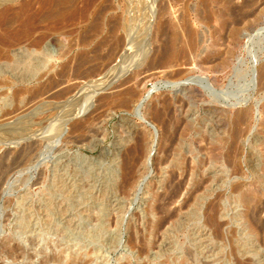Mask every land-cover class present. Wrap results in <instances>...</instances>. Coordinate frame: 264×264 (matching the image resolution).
Returning <instances> with one entry per match:
<instances>
[{
	"label": "rangeland",
	"instance_id": "rangeland-1",
	"mask_svg": "<svg viewBox=\"0 0 264 264\" xmlns=\"http://www.w3.org/2000/svg\"><path fill=\"white\" fill-rule=\"evenodd\" d=\"M99 1L112 9L102 18L27 22L0 3V264L264 263V0H167L177 12L166 17L162 0L140 11L138 0ZM122 6L150 19L148 32L134 22V42ZM28 25L29 36L13 34ZM125 90L138 94L129 106L117 101ZM240 110L253 118L235 162L218 129ZM143 134L156 140L153 164L126 190L135 160L146 161ZM218 206L222 227H206Z\"/></svg>",
	"mask_w": 264,
	"mask_h": 264
},
{
	"label": "bare ground",
	"instance_id": "bare-ground-1",
	"mask_svg": "<svg viewBox=\"0 0 264 264\" xmlns=\"http://www.w3.org/2000/svg\"><path fill=\"white\" fill-rule=\"evenodd\" d=\"M106 0H104L105 2ZM109 1V0H108ZM115 1V0H114ZM129 1V0H128ZM127 1V2H128ZM157 0H138V2L136 3L137 4V8L139 10V7L140 5L142 4H148L149 5H152V6H155V2ZM167 0H162V6H161V9L159 11L160 13V16L161 17H166V16H169V15H173L174 13H176L177 11L175 10L172 11L170 10V6L168 7L167 3H166ZM179 0H169V4L172 3V4H176ZM125 2V0H124ZM123 2V3H124ZM0 3L2 5H7L5 9H3V12H5L6 10L8 11L9 9H13L12 8V3H15L16 4V7L15 9H17V11H15V14L10 16L8 15L6 18H25V22H27L29 20V18H67L70 14H72V10L75 12H80L82 14V17L84 15L85 16H96L97 18H102L106 13L105 11L107 9H109L110 7H108L107 3L103 6V4L100 6L101 2L99 0H0ZM131 3H132V0H131ZM164 3V4H163ZM128 4V3H126ZM133 5V4H132ZM121 6V5H120ZM119 6V7H120ZM131 6V5H130ZM173 5H171V8H172ZM112 7V6H111ZM123 7V6H122ZM125 7V6H124ZM123 7V15L126 17L124 23L125 25L123 26V29L125 31V34H126V38L127 39H130L128 42L132 41L134 42L135 38L132 37V34L131 35V31H134V30H131L132 28V25H135L134 22L138 21L139 22V27H141V30H144L145 28L149 27V18H134L131 17V18H127L129 16H131V12H130V8L129 6L127 8L128 9H125ZM143 7V6H142ZM174 7V6H173ZM132 8V7H131ZM145 8V6H144ZM143 8V9H144ZM134 9V8H133ZM136 9V8H135ZM154 9V8H153ZM9 10V11H10ZM109 10H112V9H109ZM141 10V9H140ZM139 10V11H140ZM2 12V13H3ZM71 12V13H70ZM105 13V14H104ZM5 14V13H4ZM75 13H73L74 15ZM77 14V13H76ZM133 14L135 15V12H133ZM149 14L151 16L155 15L154 14V11H150L146 13V15L149 16ZM140 15V13H139ZM143 15V14H142ZM72 16V15H71ZM79 15H77L78 17ZM123 16V17H124ZM176 16V15H175ZM4 17V16H3ZM73 17V16H72ZM72 17L69 16V18L71 19ZM90 17V16H89ZM105 17V16H104ZM150 17V16H149ZM5 18V17H4ZM155 19V18H154ZM62 21H64L63 19H61ZM153 20V18H152ZM67 21V20H66ZM73 21H74V17H73ZM23 22V20H22ZM151 22V21H150ZM153 22V21H152ZM24 23V22H23ZM100 24H95L93 25L94 27L93 28H100L99 26ZM28 26H26L24 29H18V30H12L13 34L14 32L16 31L17 34L21 35L22 37H27L30 35V32L31 30L28 28ZM32 29V28H31ZM114 29V28H113ZM139 29V28H137ZM148 29V28H147ZM150 29V28H149ZM187 29V28H186ZM165 30V29H164ZM113 31V30H112ZM147 30L145 29V32ZM158 33L159 32H162V28H158ZM6 32L8 33H11V28L8 24H6ZM114 32V31H113ZM148 32V31H147ZM188 32V36L191 37V43H192V46L191 47H197L198 44L200 43V36L199 34L193 30V29H187ZM112 33V32H111ZM72 34V32H71ZM140 35V34H139ZM159 35H161L159 33ZM72 36V35H71ZM124 36V35H123ZM7 37V36H6ZM117 37V36H116ZM125 37V36H124ZM172 40L174 43L178 44L177 42L180 41L181 39V33H180V30L179 28H177L176 26H173V31H172ZM83 38V37H82ZM82 40V41H80ZM80 43L82 46H85L87 43H88V40L87 38H84V39H81L80 38ZM115 40V39H114ZM123 40V38L120 36L117 38V44H116V40H115V44L116 45H120L119 43H121V41ZM17 42V41H16ZM130 43V44H133V43ZM114 43V42H113ZM112 43V45H113ZM77 43V45H79ZM114 44V45H115ZM128 44V43H126ZM129 44V45H130ZM148 44V43H147ZM151 45V44H150ZM73 46V45H72ZM71 46V47H72ZM80 46V45H79ZM7 47V46H6ZM114 48H116V46H114ZM167 52V51H166ZM178 55V52H174L173 56H177ZM89 61V60H88ZM256 64V63H255ZM261 70V74L257 73V72H253V76L251 77V79H249L248 83L252 85V87H258V76L260 75L259 79H261V83H262V87L264 86V65L263 67L260 69ZM96 69L95 68H92V69H89V70H85L83 71L82 73H79L77 75V77H83V76H92L96 73ZM259 74V75H258ZM247 83V84H248ZM249 86V85H248ZM250 87V86H249ZM248 87V88H249ZM256 89V88H255ZM137 93L134 91V90H125L122 92V94L120 96L117 97V101L120 102L119 104L121 105H124V106H129L131 105V102L133 100L136 99L137 97ZM119 98V99H118ZM146 100V98L144 99V101ZM223 103V102H222ZM118 104V105H119ZM142 104V103H141ZM172 104V103H171ZM225 105V104H224ZM139 106V105H138ZM169 106V105H168ZM228 107V106H227ZM167 108V107H166ZM141 109V107L139 106L138 110ZM168 109V108H167ZM226 111V110H225ZM233 112V111H232ZM252 118L253 116L250 114V112L248 110L246 111H237L234 113L233 117H231L230 121L228 119V121H224L222 122V125H220L221 127L218 129L219 130V134H220V142H219V145L224 149L225 151V154H224V157L226 156L228 159H230L231 161L234 160L235 162L238 161V154L237 152H239L238 150L236 149L237 146H239V144L243 143V139L246 135V133L248 132L249 130V123L252 121ZM69 119L66 118L64 120V124L63 126H55L56 130L58 129L57 131V134H58V137H60L61 133L65 130V126H66V123ZM229 123V124H228ZM78 129H85V128H82V126L80 125L78 127ZM213 131V130H212ZM208 132V135L214 139V133L213 132ZM2 133V131H1ZM0 133V134H1ZM134 133V132H133ZM134 135V134H133ZM132 133H130L129 137H128V140H126V145L129 144V142H131L135 135L133 136ZM62 136V135H61ZM138 138V137H137ZM136 138V139H137ZM137 147L142 150V153L144 152V158L146 161L140 163V165H138L139 163L135 160V163L133 164V166L131 167V170L130 172L128 173L127 175V178H126V181L124 182V188H126V190H131L134 186L136 187V178L135 176L137 175V172L141 169V167L144 165H149L151 166L153 163H152V159H153V152L155 150V146H156V140L152 141V142H148L147 141V138L145 137V135H141V137L138 138L137 140ZM124 148V147H123ZM236 150V151H235ZM119 154L116 156V160H118V164L121 163V160H120V154H121V150H119ZM140 152V151H139ZM141 153V154H142ZM130 154V153H129ZM122 157V156H121ZM240 157V155H239ZM136 159V158H135ZM138 159V158H137ZM139 160V159H138ZM145 163V164H143ZM149 169V167H148ZM120 171V170H119ZM120 173V172H119ZM136 174V175H135ZM147 179V178H146ZM147 182V181H146ZM143 183V182H142ZM141 185V182L140 184ZM138 185V186H139ZM179 189H180V185L179 186H176V188L174 189L173 193L171 194V197L170 199H173L179 192ZM106 194V193H105ZM168 200V199H167ZM264 202V201H263ZM264 206V204H263ZM163 207V206H162ZM182 208V207H181ZM213 211L208 215L207 219H206V227H210V226H214L216 227L217 229H219L220 227H222V222L221 220L219 221L218 219V215H221L220 218L223 216L222 215V211L220 210L219 206L218 207H214L212 209ZM67 211V210H66ZM258 213V212H257ZM180 216V215H179ZM173 217L172 214L168 213L166 216L162 217V219L160 220V222H158L156 224V227H158L159 229L164 225V223H166L167 221H169L171 218ZM224 217V216H223ZM251 218V217H250ZM222 219V218H221ZM223 220V219H222ZM67 222H68V227H73V226H76V223L74 222V219H69L67 218ZM263 223V222H262ZM256 224V223H255ZM225 226V225H224ZM79 227V226H78ZM259 227V226H258ZM79 229V228H78ZM261 229V228H260ZM263 238H264V232L262 234ZM42 240H44V242H46V245H48L49 241L47 239V237L45 235L42 236ZM54 246L56 247V245L54 244ZM69 249V252L67 254L68 255H72L73 252L72 250H70V247L68 248ZM80 250V248H78ZM84 254H87L86 252ZM76 259V258H75ZM248 259V258H247ZM51 260V259H50ZM53 262L56 261L57 259H55L54 257L52 258ZM50 261H47V263H49ZM262 262V261H261ZM61 264H80L79 261L77 260H74V262H71V263H65V262H61ZM264 264V263H262Z\"/></svg>",
	"mask_w": 264,
	"mask_h": 264
}]
</instances>
